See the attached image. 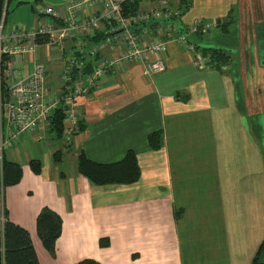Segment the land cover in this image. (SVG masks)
Wrapping results in <instances>:
<instances>
[{
    "label": "crops",
    "instance_id": "obj_1",
    "mask_svg": "<svg viewBox=\"0 0 264 264\" xmlns=\"http://www.w3.org/2000/svg\"><path fill=\"white\" fill-rule=\"evenodd\" d=\"M70 1L11 0L2 33L51 22L37 6L65 15ZM230 1L217 0L212 12H204L198 8L201 0H190L177 22L186 27L197 18L221 24L237 4ZM138 5L148 9L153 2ZM99 35L88 43L94 44ZM196 36L188 38L199 44L201 37ZM43 49L35 56L9 54V83L29 73L34 57L37 61H32L45 66L47 80L60 84L56 66L47 59L52 52ZM70 56L64 49L63 57ZM164 60L165 69L152 75L145 73L142 62L122 63L117 73L79 95L78 126L69 143L39 125L4 149V157L22 168L21 180L3 193L8 219L29 232L40 264L85 259L100 264H201L197 244L211 236L209 244H216L218 210L219 237L225 234V251L231 252L206 264L252 261L264 238V170L257 168L259 130L243 120L247 112L238 104L236 72L228 62V72L198 68L191 53L176 42L168 43ZM155 130L163 135L158 150L147 142ZM127 150L134 151L140 170L133 183L97 185L77 169L80 152L95 162L113 163ZM43 208L61 219L53 254L36 228ZM101 238L108 240L107 246L100 245Z\"/></svg>",
    "mask_w": 264,
    "mask_h": 264
},
{
    "label": "built area",
    "instance_id": "obj_2",
    "mask_svg": "<svg viewBox=\"0 0 264 264\" xmlns=\"http://www.w3.org/2000/svg\"><path fill=\"white\" fill-rule=\"evenodd\" d=\"M143 1L71 0L66 6L65 15L53 7L38 5L37 11L48 15L51 22L31 29L12 30L9 37L3 36V41L0 33V53L7 54L33 50L30 47L36 43L38 35L48 37L46 44L60 47L62 80L61 86L55 88L44 79L46 68L33 64L28 75L10 81L9 94L12 99L0 103V155L21 133L48 124L49 116L60 106L64 112L62 138L69 143L78 126L80 113L77 97L90 93L94 85L114 72L124 59L142 62L145 73L156 74L165 69L163 56L168 43L176 42L192 53L198 68L210 69L203 52L188 40V36L196 31L206 32L210 26L209 20L195 18L186 27L177 22L190 0H176V7L172 6V0H148L153 2L150 8L138 7L133 13L124 15V10L132 3L140 4ZM53 19L57 22H53ZM65 32L68 35L62 37ZM98 32L99 39L88 49L89 38H96ZM64 40L70 43L64 45ZM66 48L71 55L68 58L63 57ZM106 48L121 51L117 52L118 57H112ZM94 53H97L96 58L90 56ZM88 65L90 71H87Z\"/></svg>",
    "mask_w": 264,
    "mask_h": 264
},
{
    "label": "trees",
    "instance_id": "obj_3",
    "mask_svg": "<svg viewBox=\"0 0 264 264\" xmlns=\"http://www.w3.org/2000/svg\"><path fill=\"white\" fill-rule=\"evenodd\" d=\"M10 2L11 0H0V31L5 27L6 15ZM171 3L173 7L177 6L174 5L173 2ZM189 5H185V7L187 6L188 8ZM138 6V2L132 3L128 9L124 10V15H127V12L135 11L138 9ZM229 22L230 21L222 22L216 27L225 29ZM94 38L95 37L92 39ZM188 40L190 43H195L189 38ZM35 41L38 44H46L49 42V39L44 35H38ZM195 45L203 52L204 56H206V64L210 69L219 72L225 71L223 67L226 66L229 56L222 48L206 47L197 43H195ZM9 60V54L0 53V103H6L10 100L9 81L8 76L5 74L7 62H9ZM90 65L87 66V71H90ZM62 110L63 107L60 106L49 116L50 130L59 138L63 135L64 112ZM147 142L153 150L160 149L163 142L161 130H155L149 133L147 135ZM57 155H59L58 152L55 153V156ZM32 165L33 169L37 171L38 168L34 167L33 163ZM77 169L79 173L97 185L130 184L137 181L140 176L137 157L132 150H127L121 160L113 163L95 162L87 158L84 152H80L77 158ZM21 177V166L18 163L7 160L2 153L0 155V264H40L29 232L8 219V213L3 203L5 188L17 184L21 180ZM36 228L43 246L47 251L53 254L55 240L61 232L60 217L52 210L43 208L36 217ZM99 243L101 246H107L108 240L106 238H101ZM263 250L264 238L253 260L249 264H264V261L261 260ZM75 264L100 263L92 259H85Z\"/></svg>",
    "mask_w": 264,
    "mask_h": 264
},
{
    "label": "rangeland",
    "instance_id": "obj_4",
    "mask_svg": "<svg viewBox=\"0 0 264 264\" xmlns=\"http://www.w3.org/2000/svg\"><path fill=\"white\" fill-rule=\"evenodd\" d=\"M201 1L202 3L199 4L200 6H198V8L199 9L202 8L203 10H206L204 12H212L214 9L213 3L217 2V0H201ZM230 2L231 5L233 6L234 0ZM236 2L237 4H235V6L232 7L233 11H227V16L224 18V22L230 21L225 29H222L221 27L220 28L216 27L219 26L220 20L209 21L210 26L206 32L201 33L196 31L191 35L196 34L197 35L196 37L198 36L201 37L197 39L198 43L201 46L214 47V48L220 47L227 55H229L228 63L230 66V71L236 72L237 75L236 84L238 85V95H237L238 104L240 110H242L243 113L247 112L246 114L248 115V118H246V114L243 115V120L251 121V124L254 127L256 126V128L259 130L258 133L255 134V138L259 148V151H257L258 152L257 159L259 158V162L257 161L258 164L257 168L258 170L262 171L264 170V0H237ZM224 3H226V1ZM222 22L223 20L221 21V23ZM3 29L0 31L2 36V41H3V36L9 37L11 33L10 31L9 33L3 35L2 33ZM17 30H24V29H17ZM67 35L68 33L65 32L62 35V37H65ZM42 47L44 48L43 50H45L44 53L52 52V54L48 56L47 59L50 62V64L56 66V72L59 75V79H60L59 61H61V56L58 53L60 47L58 46L51 47L48 44L35 43L32 47H30L33 50H27L24 51L23 53H17V54L22 55L27 52H32L33 56H35L36 54L34 53L37 52L38 48H42ZM89 47H91L90 43L87 44L88 49H90ZM106 50L109 51L112 57H118L119 55L117 52L121 51V49L109 50L108 48H106ZM90 56L96 58L97 53L96 55L95 53L94 55L90 54ZM165 56L166 54L163 56L164 62H165L164 60ZM153 57L155 58V55H153ZM32 60L37 61L36 58L34 57L32 58ZM32 60H31V67L33 64H38ZM131 60L132 59H124L121 61V64L129 62ZM134 62L139 63L138 61H134ZM229 66L228 64H226L225 72L229 71L228 70ZM118 67L114 72L109 73L107 76L117 73L119 71ZM44 79L48 84L53 85L55 88H59L62 83V80H60V84H57L55 82L50 83L45 75H44ZM41 125L43 127L44 126L49 127V123L41 124ZM211 206L212 204H210L208 208ZM216 215L218 218V220H216L217 223L216 225L217 227H219V230H217L218 238L216 240V244L215 245L209 244L210 243L209 239L212 238V236L200 240L201 243L199 242L197 244V254L199 256L196 259L198 261L200 256H203L201 259H199L201 264H206L209 261L211 262L215 261L214 259L220 261L222 260V258H225L229 254V252H231V248L229 252L225 251V247L227 243V240L225 239L224 236L225 234H222L219 237L220 233L222 232L221 230L222 215L219 210ZM261 260L264 261V250L262 251L261 254Z\"/></svg>",
    "mask_w": 264,
    "mask_h": 264
}]
</instances>
